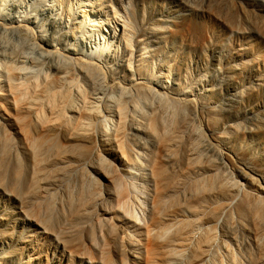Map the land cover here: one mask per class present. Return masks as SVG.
Returning <instances> with one entry per match:
<instances>
[{
    "label": "bare ground",
    "instance_id": "obj_1",
    "mask_svg": "<svg viewBox=\"0 0 264 264\" xmlns=\"http://www.w3.org/2000/svg\"><path fill=\"white\" fill-rule=\"evenodd\" d=\"M139 210L264 264V0H0V264H92Z\"/></svg>",
    "mask_w": 264,
    "mask_h": 264
},
{
    "label": "rangeland",
    "instance_id": "obj_2",
    "mask_svg": "<svg viewBox=\"0 0 264 264\" xmlns=\"http://www.w3.org/2000/svg\"><path fill=\"white\" fill-rule=\"evenodd\" d=\"M243 38L237 37V42ZM178 209L181 208H176V211L181 215L185 213ZM139 213V219L130 218L128 223H124L130 230L121 235L117 247L105 246L104 241L100 239V252L94 254L92 264H200L197 253L186 250L181 244L179 235L175 231L178 219L173 218L174 214L169 219L166 218L152 227L150 219L144 217L140 210ZM160 226L167 227V230ZM17 231L21 232L22 228H18ZM31 233L33 234V232ZM37 237L41 243L37 252H42V260L35 264H87V259L82 256L63 257L59 251L54 254L55 247L51 244L49 250L46 248L47 242L43 235L38 234ZM104 247L106 248L102 250ZM233 248L235 258L231 257L233 254L227 253L225 249L221 248L220 251L224 259L220 257L215 264H255L252 261L256 255L251 249L242 248L237 244ZM18 255L5 264H21L23 255Z\"/></svg>",
    "mask_w": 264,
    "mask_h": 264
}]
</instances>
